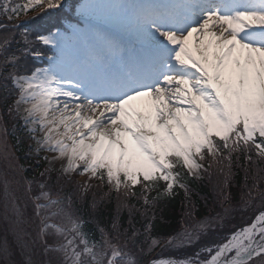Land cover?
<instances>
[{"label":"snow or ice","instance_id":"6c2138e0","mask_svg":"<svg viewBox=\"0 0 264 264\" xmlns=\"http://www.w3.org/2000/svg\"><path fill=\"white\" fill-rule=\"evenodd\" d=\"M67 8L66 0H0V103L17 121L16 150L19 131L36 155L53 154L41 155L49 167L39 175L56 173L61 193L79 191L53 197L39 182L34 239L14 181L0 174L4 264H142V244L149 254L161 244L189 247L219 227L235 210L225 190L241 173L243 206L264 200V0H83L75 11L86 26L62 31L52 21ZM30 13L55 31L20 30ZM0 126L7 158L2 117ZM25 179L31 193L36 177ZM204 180L228 206L197 219L193 185ZM89 192L91 209L108 212L110 225L90 227L76 214ZM181 192L191 206L182 231L158 238L155 210ZM241 224L191 256L150 264H264V211ZM38 243L43 261L33 259ZM16 250L23 259H13Z\"/></svg>","mask_w":264,"mask_h":264},{"label":"rangeland","instance_id":"374dc122","mask_svg":"<svg viewBox=\"0 0 264 264\" xmlns=\"http://www.w3.org/2000/svg\"><path fill=\"white\" fill-rule=\"evenodd\" d=\"M82 2H83V0H66L68 8L65 9L64 13H59V14L54 15L52 22L56 23L57 26H59L62 31L69 27L68 24H66V22H64V21L72 22L74 25L77 23H80L81 27H85L86 23L79 21V18L77 17L76 11H75V8L78 7ZM42 15H43L42 13H31V14H29V16H26L24 18L25 23L28 24L27 27L33 32V34H36L38 29L44 35L48 34V31H46L45 29H50L51 31H55L54 27L50 28V22L47 18L41 19ZM39 47L41 49H44L46 46L39 45ZM51 54H52L51 52H48V55H51ZM34 66H40V65L35 64ZM0 117H2L1 109H0ZM9 122H13V121L9 118ZM27 138H28V136H27ZM4 142L5 141H4L3 127L0 126V174L7 172L9 179H12L14 181L13 186L18 189L19 196H20L18 203L20 204L21 209L25 212L26 217L30 221H34L32 226L29 228V231L32 232L33 238L36 239L37 238V232H38L37 225L39 224V218L36 217V215H35V205H34V202L32 200V197L37 195L40 191L39 182L47 181L49 188L53 193V197H55L57 195V193H60L61 195H63L64 193L74 191V199H75L76 196L79 195V191L75 188V185H68L64 188V192L61 193L60 192V185L54 183L56 173H52L51 174L52 180H48L47 175L44 177H41L40 175H37V174H35L34 176H31L30 179H32V177H36L37 182H35L33 184V186H32L33 191L31 193H29L27 191L28 185H27V181L25 179L27 177H25L24 171L20 170V167H19L20 164L16 158V155L14 153V150H13V147L10 143L9 138H7V144L10 146L11 154H9L7 156V158H5V152L3 149ZM27 143H28V147H29V154L28 155H29L30 161L33 163H36L37 165H39V167H42V169L44 171V169L49 167V165L47 164V162H45L41 159V155L51 156L53 154L42 153L41 155H36L35 152L32 150L35 147L34 142H32L28 138ZM55 167L57 169H59V167H60L59 163H57L55 165ZM241 177H242V175H241ZM27 179H29V178H27ZM87 179H88L87 176H84V177L76 176L75 177V180L80 182V183H83ZM205 181L208 182L211 193H213L218 198L217 200L220 201V208L221 207H227L228 205L226 203H224L223 196L214 191L213 183L208 181V180H205ZM15 182H18V183H15ZM241 182H242V180H241ZM92 183L96 184L98 182L93 181ZM235 185H236V183L234 182L233 186H235ZM239 191H240V193L241 192L243 193V188L241 187ZM229 193H230L229 189H226L225 194H229ZM92 196H93L92 192H89L87 194L86 200L89 199L90 204H91ZM240 196H242V195L240 194ZM96 197H97V199H99V192L98 191L96 192ZM83 204L84 203L77 202L75 205V208L77 209L78 206H82ZM231 204L235 210L232 211L230 215L225 216L223 218L222 223L220 221H218L217 223H219L220 226L216 227L214 225V231L207 234V235H202L201 239L198 242H196L195 244H193L189 247H182V248H172V247H167L164 244H161L160 246L156 247L155 250L152 251L150 254L148 253V247L144 250V252H140L139 249H136L135 254L141 259L142 264H148V262H150L151 260L156 259V258L174 257L176 259H183L187 256L193 255L196 251H198L201 247H204L205 245L210 246L214 241L219 239V236L228 235L230 230H234V226H236V227L242 226V224H241L242 221L251 222V219H253L254 216L259 213V211H264L263 200H261L259 197H257L254 201H252V204L249 207L243 206L241 198H240V201H235L234 203H231ZM218 209L219 208H217V205L210 204V206H209V213L210 214L206 215V216H215L218 212H220V211H218ZM189 210H191V206H185V210H184L183 215H182V226H180L179 232L182 231L183 223L185 222V214ZM240 211L243 212V214H242L243 216L240 214ZM2 212H3V186H2V181H0V214H2ZM114 212H115V205H114ZM76 214L80 215L79 211H77ZM2 222H3L2 221V215H0V224H2ZM2 235H3V233H2V231H0V237H2ZM42 247L43 246L39 243L35 246L36 255L33 257V259H35L37 261H43L46 259V257L43 254ZM147 256L149 257L148 259L146 258ZM13 259H15V260L23 259V257H21V255H20L19 250H16V253H15ZM0 264H4V260L2 257H0Z\"/></svg>","mask_w":264,"mask_h":264},{"label":"trees","instance_id":"16d2710c","mask_svg":"<svg viewBox=\"0 0 264 264\" xmlns=\"http://www.w3.org/2000/svg\"><path fill=\"white\" fill-rule=\"evenodd\" d=\"M23 2V0H21ZM31 14V13H30ZM26 16H22L17 23H24ZM6 22V21H4ZM28 24L24 23L21 25V29L23 27H27ZM2 31V30H0ZM17 39H19V36H17ZM18 47V45H13V48ZM3 93L0 91V96H2ZM0 109L2 112V118L4 123L6 124L8 128V138L10 140V143L13 147L14 153L16 155V158L20 165H24V175L27 178H31V176H34L35 174L39 175L41 171H43L42 167H39L36 163H33L29 159L28 155V138L27 135L22 132H17V135L21 136L22 139V145L21 150H16V142L14 137L11 135L12 132V126L17 123L16 120H14L12 117H9L6 114V110L3 107V104L0 103ZM9 118L13 122H9ZM241 175H243L241 173ZM241 176L237 177V180L235 181L236 185L229 188L230 194H231V203H234L235 201H240V194L242 195V192L240 193L241 188ZM193 187L196 189V194L193 195L192 201L196 206L197 211V218L200 219L206 215H209V206L210 204L217 205L218 211L221 213L223 212V207L220 208V201H218L217 197L211 193L209 184L207 181H201L196 185H193ZM186 201L184 199L183 193L181 192L179 196L176 197L175 200L169 201L166 204H162L157 207L155 210L156 212V220L154 223V235H156L158 238H167L171 235H175L179 232L180 226H182V215L185 210ZM264 203V200H263ZM139 207V205H137ZM77 209H79V214L84 217V219L89 221V226L94 227L95 221L97 219L102 221L103 225H110L111 223V216L108 214V212L104 211L101 214L97 215L93 212L91 209V204L89 202V199H87L82 206H78ZM112 213L114 212V205L111 206ZM240 214L242 215L243 212L240 211ZM243 216V215H242ZM129 215L127 211L122 213V227L128 228ZM132 221L135 224V226L140 229V231L143 233V224L144 221L141 219L139 214H136L132 217ZM230 227V226H229ZM99 236V233L97 232V237ZM220 237V236H219ZM150 243V242H149ZM141 247L144 248V250L148 247L147 244H142ZM149 258L148 256L146 257Z\"/></svg>","mask_w":264,"mask_h":264}]
</instances>
